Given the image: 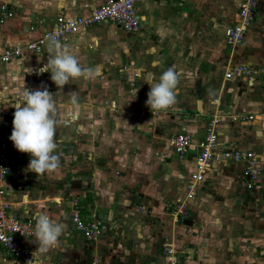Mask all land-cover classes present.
Returning a JSON list of instances; mask_svg holds the SVG:
<instances>
[{"label": "crops", "instance_id": "0c3cea01", "mask_svg": "<svg viewBox=\"0 0 264 264\" xmlns=\"http://www.w3.org/2000/svg\"><path fill=\"white\" fill-rule=\"evenodd\" d=\"M0 1L14 11L0 25L1 53L36 40L59 14L85 16L104 0ZM239 2L140 0L136 33L102 21L68 35L60 41L64 48L83 67L99 66L100 74L71 79L63 88L41 71L48 45L0 64V132L11 134L17 89L24 86L47 88L57 108L53 154L59 167L36 174L28 169L30 154L19 151L3 183L11 211L34 231L39 214L66 225L56 246L44 253L37 251L34 235L22 239L32 264H166L165 242L175 248L177 264H264V0L242 43L230 46L224 28L239 22ZM236 64L256 71L252 82L224 77ZM169 67L179 77L176 103L150 110V83ZM73 92L78 109L70 102ZM217 111L246 119H224L217 126L214 157L187 201L190 216L176 222L171 209L186 200L199 141ZM179 133L192 138L183 155L169 144ZM225 151L255 153L262 175L252 189L242 186L245 161L221 158ZM74 197L83 216L103 222V233L94 240L71 222ZM0 264L25 263L0 244Z\"/></svg>", "mask_w": 264, "mask_h": 264}, {"label": "built area", "instance_id": "2783aa9c", "mask_svg": "<svg viewBox=\"0 0 264 264\" xmlns=\"http://www.w3.org/2000/svg\"><path fill=\"white\" fill-rule=\"evenodd\" d=\"M140 0H104L88 15L65 17L59 14L49 29L44 30L39 37L30 42L17 43L5 48L0 53V64L11 62L19 58L24 51L39 53L44 46L49 44L48 38L55 35L59 41L66 36L75 34L80 30L102 21H113L124 31L136 33L140 29V21L135 12V5ZM259 0H240L238 8L239 22L224 28L225 42L230 46L242 43L245 32L255 17ZM14 17V11L7 1H0V25ZM126 69V67H123ZM255 70L244 64H236L224 72L225 78L246 77L253 80ZM134 76L138 73L134 72ZM218 102V99L214 100ZM251 118V117H249ZM224 119L232 122L245 120L246 117L238 114H228L221 111L215 112L208 120L205 133L199 141V153L196 156L194 171L190 174L187 184L186 200L173 206L171 215L176 222H181L190 216L187 201L196 193L199 183L205 179V173L214 157V149L217 145V126ZM11 134L0 132V244L14 257L21 259L25 264L33 263L32 252L23 244L22 239L34 234L31 223L22 221L16 213L11 211V204L4 199L6 188L4 182L13 168L17 165L19 151L9 139ZM169 144L176 154L183 155L192 145V138L187 133H179L169 138ZM221 158H231L236 161H245L243 169L242 186L252 189L260 180L262 168L257 156L252 151H225ZM70 219L73 226L87 239L94 240L103 233V222L98 218L83 216L79 210V200L70 199ZM163 256L166 264H177L175 248L172 243L165 242ZM96 264V263H92Z\"/></svg>", "mask_w": 264, "mask_h": 264}, {"label": "clouds", "instance_id": "9594fccd", "mask_svg": "<svg viewBox=\"0 0 264 264\" xmlns=\"http://www.w3.org/2000/svg\"><path fill=\"white\" fill-rule=\"evenodd\" d=\"M47 64L41 71L50 72L51 80L63 88L71 79L91 78L100 74V67L85 68L77 57L68 52L55 35L48 38ZM178 73L169 67L159 77L156 83H150V91L146 104L150 110L167 109L176 103ZM18 102L15 108L13 129L9 139L14 147L32 157L28 169L36 174L55 170L59 167V156L56 152L55 139L58 125L57 108L53 94L44 90L31 91L25 86L17 89ZM70 102L76 109L79 108V98L76 92L70 97ZM36 224L34 237L38 242L37 251L44 253L56 246L59 237L64 233L66 225L46 214L35 216Z\"/></svg>", "mask_w": 264, "mask_h": 264}]
</instances>
